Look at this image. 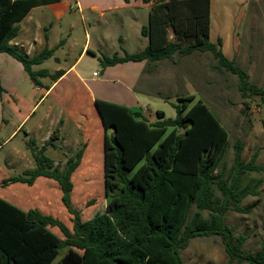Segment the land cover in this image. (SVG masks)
Wrapping results in <instances>:
<instances>
[{
  "label": "trees",
  "instance_id": "16d2710c",
  "mask_svg": "<svg viewBox=\"0 0 264 264\" xmlns=\"http://www.w3.org/2000/svg\"><path fill=\"white\" fill-rule=\"evenodd\" d=\"M61 1L0 0V54L20 62L35 85H41V78L57 80L63 75L34 70L53 57L55 49L45 48L30 58L11 42L33 9ZM142 2L152 4L149 25L142 29L148 46L133 54L104 56L102 67L211 53L219 71L238 76L244 98L260 97L264 103V88L251 83L247 71L224 55L221 40L211 42V0ZM195 100V95L179 98L181 104L174 105L176 118L165 120V113L158 111L160 119L155 122L143 109L95 100L110 131L105 135L104 170L109 201L105 213L88 221L72 204V177L82 164L85 148L61 169L46 153L60 139L59 130L43 147L31 145L35 168L5 178L1 185L32 187L41 177L57 182L73 229L52 215L38 209L24 211L0 197V264H185L181 252L194 239L211 236L222 238L231 261L264 264V238L261 251L245 253L246 237L236 238L226 222L229 211L254 210L255 205L242 203L256 195L261 181L252 188L245 185V177L263 172L264 167L257 163V153L245 161V143L237 140L229 174L219 172L230 133L204 101ZM52 228L59 229L64 239ZM64 250L65 256L56 262Z\"/></svg>",
  "mask_w": 264,
  "mask_h": 264
},
{
  "label": "rangeland",
  "instance_id": "374dc122",
  "mask_svg": "<svg viewBox=\"0 0 264 264\" xmlns=\"http://www.w3.org/2000/svg\"><path fill=\"white\" fill-rule=\"evenodd\" d=\"M211 4V42L217 44L218 40H221L224 55L229 60L236 59L237 64L247 71L249 81L264 88V0H211ZM70 5L76 11L73 17L76 28L70 36V41L76 42L77 47L72 53L69 52L70 59L65 65L68 66L79 59V54L86 43L87 34H90L94 52L86 54L79 62V70L83 71L85 76L90 79L93 72H97L99 80H103L105 68L101 66V59L104 56L111 57L116 52L121 54L123 52H120L118 43L106 41L105 34L109 35V31L105 33V30H101L99 26L91 25L90 20L85 21L84 25L76 3L70 1ZM57 13L58 9L51 6L36 8L31 15L33 21L23 22L21 29L25 30L30 27V23L35 26L41 21L47 27V31H50L49 29L53 26L52 33L47 34L51 44L69 39L57 24ZM65 23H60V26ZM113 31L112 33H114ZM46 33L42 31L43 35ZM179 60L180 58L176 57L173 62H179ZM189 60L177 63L175 68L172 67L176 76L171 82L166 83L162 73L168 74V64L170 67L172 64L168 63L169 60L160 62L161 65L154 75L156 80L152 82V85L158 88L166 85L168 88L162 89L161 97L148 99L134 98V95L126 91L127 80L123 78L121 67H117L118 69H114L117 71L112 72L107 78L108 81L103 84V89L108 94L103 99L118 104L128 103L130 107L145 109L148 118L152 117L153 120H159L157 112L163 111L166 120L176 118L177 112L174 105L181 104L179 98L195 95V101H204L230 133L229 145L225 149L219 172L223 171L226 175L229 174L234 159L233 148L237 140H242L245 143L244 160L249 161L257 153V163L264 167V103L262 99L260 97L244 98L238 87V76L219 71L216 68L217 61L211 53L196 59L192 57ZM54 66L55 61L51 59L42 68L52 69ZM4 69L6 68H0V125L3 114L6 119L10 120V123L5 131L0 130V143L12 131L14 121L17 122V120H12L13 116L10 113V108L13 109L12 106H9L12 99H9V102L6 100L4 105L1 104L2 94L5 96L15 81L14 75L5 74ZM24 81L23 79L19 81L17 88L21 90L23 96H27L32 90V84L31 81H27V84ZM132 93L135 94L134 91ZM57 95L59 98L55 100ZM75 103H77V112L74 116H70V97L63 94L60 87L53 96L47 99L32 122L26 125V129L40 122L46 109L53 104L56 111L53 112L52 119H56V122H49L45 127L44 136H47L48 133L52 134L55 130L60 131V137L64 135L62 140L55 141L57 149L50 146L47 151L56 164L64 169L69 158L75 156L80 149L85 148L86 150L90 145L92 146L84 167L80 168L72 177L74 184L73 207L81 212L84 221H88L98 213H105L109 201L104 177V144L105 135L106 133L110 134V131L105 129L95 104L88 102L82 92L78 94L77 99L72 100L73 106ZM19 104L23 113L30 108L23 100ZM66 120L67 124H65ZM44 136L43 134L37 136L38 146L44 144ZM31 139L27 138L26 131L22 130L12 143L6 144L0 151V197L8 201V197L14 195L29 200L35 193H45L48 195L47 197L44 199L34 197L35 200L31 201L33 205L28 202L26 208L40 206L45 213L61 220L72 230V216L62 202V190L57 182L46 178L42 179L46 181L40 182V179L32 189L27 187L26 190L21 184L11 188H3L1 185L3 179L20 176L26 169L35 168L34 154L31 144L28 143ZM14 151L19 152V155H14ZM14 162H17L15 167L7 166ZM259 181H261V185L256 195L248 196L242 203L243 207L255 205L254 210L249 214L229 211L226 216V222L234 230L236 238L246 237L243 246L245 253L261 251L264 238V171L245 177V185L252 188ZM18 207L24 209L23 206ZM204 217L208 218V214L204 213ZM51 230L58 237L64 239L59 229L52 228ZM65 254L66 250L62 251L56 262L61 260ZM181 255L185 264H239L230 260L222 238L218 236L194 239L188 249L181 252Z\"/></svg>",
  "mask_w": 264,
  "mask_h": 264
},
{
  "label": "crops",
  "instance_id": "0c3cea01",
  "mask_svg": "<svg viewBox=\"0 0 264 264\" xmlns=\"http://www.w3.org/2000/svg\"><path fill=\"white\" fill-rule=\"evenodd\" d=\"M70 1L71 2L74 1L76 3L77 9L79 11L81 19L83 20L84 25L86 24L85 21L90 20L91 25L94 24V26L96 25L99 26L101 30H105V33L109 31V35L105 34L107 38L106 41L109 40L113 43H118L120 52H123L122 54L118 52H116L115 54H119V55L121 54L120 56H124L126 53L129 54L137 53L144 50L149 44L148 38L142 35V29L143 27L149 25L152 4H144L142 0H129L128 2H126L125 0H63L60 3L47 5L58 9V13L56 17L57 24H59L60 29L63 30L68 35L69 39L61 40L60 42L51 44L49 35L53 31V26H51V28L49 29L50 31H47V27H45V25H43V23L40 21L35 26H32V24L30 23V27L26 28L25 30L21 29L18 38L12 41L11 45L19 46L20 49L23 51V53L30 58L38 55L45 48L55 49L53 57L46 60L43 64L35 66L34 70L35 71L48 70L50 74H57L60 72L63 75L57 80H53L51 77L41 78L40 79L41 85H35L30 79L29 75L26 73L24 67L20 62H18L16 59L12 58L8 54H0V68L1 69L6 68L3 70L4 73L7 75L9 74L14 75L15 77V81L9 87V91L6 93V95L4 96L2 94L1 104L4 105L6 100L9 102V99H12V102L9 103V106L13 107V109L10 108V113L11 116H13L12 120L13 121L17 120V122L14 121L15 124L10 134L5 139H2L1 141L2 143H0V151L4 148L6 144L12 143L18 137V135L22 130L26 131L27 138L29 137L30 139L32 138L31 141L28 143L34 147L41 148L50 140L52 134L56 130L52 134L48 133L47 136H44V133H45V127H47L49 122L51 123L53 121L56 122V119L55 120L52 119V114L53 112L56 111L54 108L55 106L53 104L46 109L40 122L31 125L29 129H26L27 127L26 125L32 122L35 115L42 108V106L47 101V99L53 96L60 87L62 88L63 94H66L67 97H70L71 100L70 114H69L70 116H74L77 112L76 110L77 103H75V105L73 106L72 100L77 99L78 94H80V92H82L83 96L88 100V102L93 104H95L96 99L110 103H115L113 101H109L108 99H103L106 98L104 96L106 95L108 96L107 91L103 89V84H105L108 81L107 78L112 72L115 73L114 71H117L114 70V69H118L117 67H121L120 69H122L121 73L123 75V78L127 80L126 91L134 95V98L148 99L154 97H161L160 95L162 89L168 88L166 85H164V87L162 88H158L157 86L152 85V82L156 80L154 78V75L156 74L157 69L161 65L160 62L163 61L157 63H150L147 61L128 62L124 64H118L115 66L106 67L103 71V76H105L103 80H99V74L97 72H93V76L91 79L86 77L85 73L79 70L78 64L86 56V54L90 52H94L92 50V37L90 36V34H87L86 43L79 54V59L75 63H72L68 66L65 65L67 63V60L70 59L69 52L72 53L74 50H76L77 47L76 42L70 41V36L72 35L73 31L76 28L75 24L73 23L74 21L73 17L75 16L74 14L76 13V11H74L72 6L70 5ZM68 8H69V12H68ZM211 9H212V4H211ZM33 10L30 12L28 17L23 22L33 21L31 19ZM62 22H66V23L60 26V23ZM42 31H45L47 33L43 35ZM112 31L114 33H112ZM210 35H212V24H211ZM98 42L100 44V41ZM206 54L207 53L196 52L192 55L180 58L179 62L169 61L168 63H171L172 66L170 67V64H168L169 65V69L167 70L168 74H166V72L162 73L163 78L165 79L164 80L165 83L171 82L172 79L175 78L176 72L173 68L177 67L178 64L190 61L189 59L192 57H195L196 59ZM51 59L55 61L54 68L52 69L42 68L44 64ZM95 73H97L98 76H94ZM22 79L25 80L24 82L26 84L27 81L28 82L31 81L32 84V90L30 93L27 94V96H23L21 94V90H18L17 88L18 87L17 83ZM133 91L135 94L132 93ZM115 95L117 94L115 93ZM35 97L36 100H34ZM58 98L59 97L57 95L55 100H58ZM21 100H23L25 103H27V105L30 106L28 110H25V113H23L22 108L19 107L20 105L19 103L21 102ZM119 105H124L134 111L139 110L137 107L136 108L130 107L128 103H119ZM143 110L146 111L145 109ZM67 120L65 121V124L68 123ZM149 120L150 122L156 121L153 120L152 117L151 118L149 117ZM9 123L10 120L6 119V117H4L3 114L0 130L5 131ZM41 134H43L44 136L43 139L44 144L38 146L37 136ZM63 138L64 135H62V137H60L59 140H62ZM54 144L55 146L52 147H54V149H57L58 146L56 145V143ZM91 147L92 146L90 145L85 150L84 158L79 169L80 168L82 169L84 167L85 162L88 160V155L90 153ZM14 153H15L14 155H19V152L14 151ZM11 164L12 165L8 164L7 166L9 168H13L15 167V164H17V162ZM29 169H34V168H29ZM42 179L44 178L41 177L38 180H40V182L46 181ZM38 180L35 182V184L32 187H29L24 184L21 185H24L23 186L24 190L28 189L27 187L32 189L36 185ZM19 184L20 183L14 184L7 188L15 187L16 185ZM47 196L48 195L45 193L41 194L38 192L35 193V195H32L31 199L27 200L24 199L23 197H16L12 195L8 197V202L17 207L23 206L24 208L23 210L25 211H28L30 209H38L42 213L47 214L40 206H36V207L31 206L29 208H26L28 202L30 205H33L32 204L33 202L31 201L35 200L34 197L35 198L42 197L44 199Z\"/></svg>",
  "mask_w": 264,
  "mask_h": 264
},
{
  "label": "built area",
  "instance_id": "2783aa9c",
  "mask_svg": "<svg viewBox=\"0 0 264 264\" xmlns=\"http://www.w3.org/2000/svg\"><path fill=\"white\" fill-rule=\"evenodd\" d=\"M94 76H98V74H97V73H95V74H94Z\"/></svg>",
  "mask_w": 264,
  "mask_h": 264
},
{
  "label": "water",
  "instance_id": "95a60500",
  "mask_svg": "<svg viewBox=\"0 0 264 264\" xmlns=\"http://www.w3.org/2000/svg\"><path fill=\"white\" fill-rule=\"evenodd\" d=\"M99 114H100V113H99ZM100 117H101V115H100ZM101 119H102V118H101ZM183 131H184V130L182 129V133H183Z\"/></svg>",
  "mask_w": 264,
  "mask_h": 264
}]
</instances>
